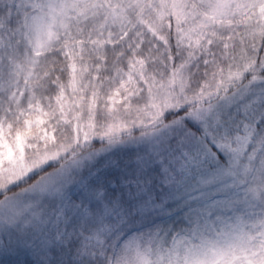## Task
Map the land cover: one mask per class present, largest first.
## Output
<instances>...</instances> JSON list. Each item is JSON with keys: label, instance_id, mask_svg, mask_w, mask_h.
Returning a JSON list of instances; mask_svg holds the SVG:
<instances>
[{"label": "snow or ice", "instance_id": "snow-or-ice-1", "mask_svg": "<svg viewBox=\"0 0 264 264\" xmlns=\"http://www.w3.org/2000/svg\"><path fill=\"white\" fill-rule=\"evenodd\" d=\"M51 2L0 0V69L29 45L46 43ZM240 3L259 24L264 0ZM187 7L196 24L215 5L189 0ZM182 27L170 18L167 44L153 39L156 52L166 48L165 63L156 62L166 75L169 57L173 68L187 62L188 87L150 125L102 133L92 141L101 149L86 157L73 151L0 178V264H130L132 240L142 247L198 226L230 202L239 179L258 172L264 183V38L243 67L224 40L185 47ZM121 46H113L114 58Z\"/></svg>", "mask_w": 264, "mask_h": 264}, {"label": "rangeland", "instance_id": "rangeland-1", "mask_svg": "<svg viewBox=\"0 0 264 264\" xmlns=\"http://www.w3.org/2000/svg\"><path fill=\"white\" fill-rule=\"evenodd\" d=\"M188 2L52 0L46 43L29 45L31 51L15 53L0 69V178L16 179L37 160L65 153L70 158L73 151L86 157L101 149L92 141L102 133L119 136L132 127H147L154 115L172 106L188 87L189 73L186 61L173 68L171 57L167 75L156 66L157 61L165 63L166 48L156 52L153 38L167 44L170 18L177 28L183 26L185 47L206 40V48L224 40L229 54L235 45V63L247 67L254 62L255 53L248 49L260 47L264 18L257 24L255 15L245 16L240 0L235 8L233 0H209L215 7L201 10L203 18L193 24L196 13ZM148 42L151 47L143 51L141 44ZM117 44L122 46L114 58ZM127 48L130 56L123 55ZM130 247V264H264V183L259 173L239 179L230 202L198 226H182L166 240L142 247L132 240Z\"/></svg>", "mask_w": 264, "mask_h": 264}, {"label": "trees", "instance_id": "trees-1", "mask_svg": "<svg viewBox=\"0 0 264 264\" xmlns=\"http://www.w3.org/2000/svg\"><path fill=\"white\" fill-rule=\"evenodd\" d=\"M57 166H58L57 164H53V167H57ZM51 169H52V168H45L44 171L47 172V171H49V170H51ZM42 173H43V172H40L39 175H41ZM37 178H38V176H37V177H33V180H35V179H37ZM181 227H182V226H181ZM181 227H180V228H181Z\"/></svg>", "mask_w": 264, "mask_h": 264}]
</instances>
